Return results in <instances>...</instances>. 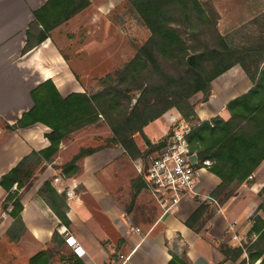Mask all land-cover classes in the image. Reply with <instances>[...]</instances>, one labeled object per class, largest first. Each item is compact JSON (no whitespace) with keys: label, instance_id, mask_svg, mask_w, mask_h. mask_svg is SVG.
Returning a JSON list of instances; mask_svg holds the SVG:
<instances>
[{"label":"crops","instance_id":"obj_1","mask_svg":"<svg viewBox=\"0 0 264 264\" xmlns=\"http://www.w3.org/2000/svg\"><path fill=\"white\" fill-rule=\"evenodd\" d=\"M47 2L0 0V177L32 152H40L51 144L46 137L50 128L42 123L8 129L33 108L32 90L51 79L61 95L67 97L86 92V83L76 75H102L90 48L99 37L97 32H101L97 27L109 25L106 23L109 4L94 6L95 2L90 0L89 6L52 30L40 46L23 54L27 30L35 19L34 11ZM81 19L88 20L83 31L86 42L81 47L87 56L75 61L66 55L59 41L67 24ZM23 86L27 93L24 89L17 93V88ZM211 86V96L196 110L201 122L218 116L229 120V103L248 93L254 83L240 65H235L214 79ZM201 98L202 94H198L191 102ZM179 116L177 110L168 111L145 128V136L152 144L159 143ZM69 141L72 140L62 142L54 160L45 163L41 173L20 190L24 229L14 227L9 214L0 215V264H31L42 252L51 253L48 264H169L172 251L182 246L189 264H261L263 261L264 256L251 263L246 245L257 237L250 235L253 218H264V160L223 204L212 198L222 180L208 167L200 172L194 190L185 193L177 207L166 209L168 195L150 188L146 172L136 168L139 159H131L122 146L99 149L76 162L80 169L76 174L64 175L62 168L71 161L72 146L77 145L78 151L83 147L79 140ZM137 142L142 151L147 148L146 144ZM194 161H198L197 157ZM47 181L56 190L63 187L65 192L72 191L68 197L57 190L66 223L41 192ZM5 197L6 191L0 186V205ZM202 201H215L217 207L213 217L195 231L187 223ZM234 222L236 226L231 229ZM68 236H73L83 247L86 252L83 257L67 243ZM222 243L242 248V255L236 261L227 259L219 248Z\"/></svg>","mask_w":264,"mask_h":264},{"label":"trees","instance_id":"obj_2","mask_svg":"<svg viewBox=\"0 0 264 264\" xmlns=\"http://www.w3.org/2000/svg\"><path fill=\"white\" fill-rule=\"evenodd\" d=\"M131 2L150 25L152 36L140 49L138 56L127 65L123 72L126 74L124 82L136 81L143 75L148 76L147 81L125 91L113 84L114 75L108 73L100 78L103 89L99 93H73L63 97L54 82L48 79L31 91L33 108L25 112L16 125L8 126L10 130H17L42 123L50 128V132L46 134L51 143L48 148L32 152L0 177V186L6 191L1 207L14 219V227L17 229H24L20 190L28 185L26 183L36 175L39 168H44L45 163L54 160L60 145L70 134L94 124L100 116H109L111 112L120 114L117 120L114 117L111 142L122 146L131 159L144 162L151 152L166 147L168 137L176 128L191 126L188 140L198 157L199 166L210 160L212 164L209 170L222 180L212 193L214 200L220 197L222 191L229 189L225 197V201L228 200L234 194L235 187L244 182L264 160V69L261 68L264 63V37L255 36L252 30H248L252 33L249 35L238 29L232 35V41L236 42L241 35L245 38L242 45L234 46L226 38H221L220 46L202 41L201 49L191 51L185 44L181 31L172 25L170 17L173 11L178 12L187 21L189 28L194 30L196 21L205 22L206 17L199 0ZM89 3L90 0H48L43 7L34 11L35 20L27 30L23 54L40 46L49 38L52 30L66 23L89 6ZM253 22L255 24L256 20ZM218 37L220 39V35ZM235 65L244 69L254 83L253 88L229 103V120L218 116L201 122L196 110L211 96L212 81ZM252 66L255 72L252 71ZM120 74L122 75L121 72ZM198 94H202L201 100L192 103L191 99ZM124 95H130L128 98L131 100V106L129 104L126 109L119 107ZM170 110H177L180 119L173 124L167 137L152 144L145 136V128ZM137 135L146 139L147 150L142 151L139 147ZM94 152L95 149L76 157L62 168V173L66 176L76 174L80 170L76 167V162ZM15 185L17 189H14ZM41 192L58 217L66 223V214L60 209V196L51 182L47 181ZM211 203L202 202L200 209L188 221L189 227L195 231L202 228L207 220L199 221ZM262 208L264 210V205ZM253 221L250 235L257 237L247 246L251 263L264 256V218L255 216ZM219 248L227 259L233 261L243 253L242 248H233L223 243ZM50 258L51 253L42 252L32 259L31 264H48ZM169 264H189L186 251H172ZM261 264H264V259Z\"/></svg>","mask_w":264,"mask_h":264},{"label":"rangeland","instance_id":"obj_3","mask_svg":"<svg viewBox=\"0 0 264 264\" xmlns=\"http://www.w3.org/2000/svg\"><path fill=\"white\" fill-rule=\"evenodd\" d=\"M199 1L206 12V17L205 15L203 16L205 17V22L200 21L198 23L194 19V21H196L194 24V30L189 28L187 21L178 12L173 11L170 17L172 25L181 31L182 38L191 51L201 49L203 46L202 41H207L212 46H220L222 42L221 38H226V40L231 45H242L245 43V38H243L241 35L237 37L236 42L232 41V35L238 29H242L243 32H247L249 35H252V33L248 30H252L255 36L264 37V0ZM93 2H95L94 6L100 4H109V8L107 10L108 19L106 22L107 25H109L107 28H105V24H103V28H100V25L97 27V29L101 30L103 33L97 32L99 37L92 44L91 48L89 46L91 52H93V54L96 56V63L99 64L98 67L100 66L99 74L102 75L95 77H86L85 74L80 75L82 77L76 75L78 79H83V82L86 83V86H84L86 88L85 93L94 95L102 91L103 86H101L102 84L100 82V78L107 75L108 73H113L114 75L113 84L119 86V89L125 91L128 90L127 88L132 89L137 84L146 82L148 76L143 75L142 77L137 78L136 81L131 80L130 83H125L126 81L124 82V76L126 74L123 72L125 71L127 65L138 56L140 49L144 46V44L151 38L152 31L150 25L144 20V18H142L139 10L131 2V0H93ZM254 19L256 20L255 24L253 22ZM87 23V19L86 21L83 19L73 21L71 24H67L66 28L63 30L64 32H62V35L60 36L61 39L59 42L62 44V46L64 45V52H66V55L72 57L75 61L82 60L87 56L86 52H84V50L81 48L86 42L83 33L85 32ZM218 35H220V39ZM76 51L78 52L76 53ZM104 65H107L105 69L102 68ZM261 68L264 69V63L262 64ZM252 71L255 72L254 66H252ZM23 89L26 91V87H18L17 93L22 92ZM130 93H132V91ZM129 96L130 95L122 96L121 102L119 104L120 108L126 109L128 108L129 104L131 106V100L128 98ZM192 99L194 101V97ZM133 105L134 102L132 106ZM119 116V113L115 114L114 112H111L109 116H100L94 124H90L86 127H83L82 129L75 130L72 134H70L65 141L68 142V140L71 139L72 141L75 140L76 142L79 140L77 142L82 144L83 147L78 151V149L75 148L77 145L72 146V152L70 154L71 161L69 163L73 162L76 157L82 156L90 150L95 149V151H97L109 146H115V144L111 142L113 137V126L115 125L114 117H116L117 120ZM179 119L180 116L178 120ZM136 138L138 141L147 145L146 139L141 135H137ZM146 145H144V147H147ZM164 148L151 152V154L147 156L145 162L141 160L137 161V163H143V166L146 163L147 166L148 161L160 154ZM144 149L147 150L148 147ZM42 170L43 167L39 168L36 175L32 179L39 175ZM71 172H73V169ZM32 179H30L26 184H29ZM216 189H214V191ZM236 189L237 187H235V191ZM222 192L223 193L220 195V197L216 199V201L220 204H223V202L227 201H225V197L229 192V189ZM214 202L212 201L208 211L203 214L202 218L204 221H208L213 217V211L217 207V204ZM262 205H264V202ZM246 246L249 247L250 245L247 244ZM184 251V246H182L180 250H176L178 253H183Z\"/></svg>","mask_w":264,"mask_h":264},{"label":"built area","instance_id":"obj_4","mask_svg":"<svg viewBox=\"0 0 264 264\" xmlns=\"http://www.w3.org/2000/svg\"><path fill=\"white\" fill-rule=\"evenodd\" d=\"M178 119H174V124ZM192 131L190 126H181L174 130L173 134L168 137L167 145L155 158L148 161L146 166V176L149 186L155 193L168 195L169 199L165 200V208L172 209L179 205L182 196L188 191L195 188L196 179L200 172L211 166L212 162L206 160L203 166H199V160L194 161L197 155L192 151L188 136ZM198 159V157H197ZM141 161V160H139ZM138 171L143 172V163H137ZM252 178V177H251ZM56 182L58 179H55ZM17 189V185L14 186ZM62 194L72 195V191H66L63 187L57 188ZM1 217H7V211H4L0 205ZM236 222L231 225L234 229ZM238 236L235 235L234 239ZM67 243L72 247L73 251L83 257L86 252L83 247L77 243L73 236L66 238Z\"/></svg>","mask_w":264,"mask_h":264}]
</instances>
